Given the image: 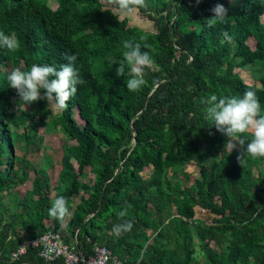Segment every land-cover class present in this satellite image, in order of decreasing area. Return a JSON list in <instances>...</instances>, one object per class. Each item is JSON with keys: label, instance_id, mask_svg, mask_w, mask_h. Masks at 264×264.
I'll use <instances>...</instances> for the list:
<instances>
[{"label": "trees", "instance_id": "obj_1", "mask_svg": "<svg viewBox=\"0 0 264 264\" xmlns=\"http://www.w3.org/2000/svg\"><path fill=\"white\" fill-rule=\"evenodd\" d=\"M216 3L229 13L224 23L209 26ZM145 4L139 13L155 33L128 26L109 0H0V31L15 32L20 40L15 52L0 48V197L13 189L16 178L19 183L27 178L25 171L19 177L14 170L16 129L22 127L29 142L28 132L37 134L44 125L35 108L14 116L13 99L23 102L9 87L8 74L34 64L59 69L75 54L84 81L51 119L71 142L61 153L58 192L50 198L45 171H34L31 189L15 199L12 213L0 204V264H46L33 250L16 261L10 253L21 241L20 232L25 239L47 229L60 232L64 220L49 216V209L59 196L69 207L81 190L65 241L76 234L84 257L93 243L106 246L124 264H197V249L203 264H264V157L243 154L249 132L238 163L239 148L224 151L228 138L204 119L201 103L212 95L253 90L264 114V0ZM125 41L140 43L153 60L137 92L126 88L127 68L116 75ZM236 68L258 72L259 86L246 84ZM188 165L195 166L197 176L186 187L180 174ZM147 167L151 174L143 178ZM89 176L90 182H83ZM124 207L127 216L121 220ZM195 207L213 215L210 225L194 222ZM127 220L131 231L116 236L113 226Z\"/></svg>", "mask_w": 264, "mask_h": 264}, {"label": "clouds", "instance_id": "obj_2", "mask_svg": "<svg viewBox=\"0 0 264 264\" xmlns=\"http://www.w3.org/2000/svg\"><path fill=\"white\" fill-rule=\"evenodd\" d=\"M201 0H196L199 5ZM116 13L135 19L141 8H145V0H109ZM234 5L236 0H229ZM212 16L209 18V26L214 23H224L229 13V8L222 3H216L210 9ZM126 51L123 60L116 69V75L123 76L128 70L129 79L126 88L130 92H137L145 84V69H151L153 60L148 51H141V44L133 41H125L123 45ZM0 48L9 52H15L20 48V40L15 32L5 33L0 31ZM67 63L59 69L53 65H32L29 70L17 67L8 74L9 87L16 90L23 104L30 105L44 100L54 110H64L67 102L77 92V86L84 83L75 67L77 55L65 57ZM204 107V119L214 125L216 131L222 133L228 139L224 145V151L232 153L239 148L240 154L237 161L242 165V155L250 157H264V114H261V105L257 94L248 90L242 96L217 97L212 95L201 101ZM252 134V139L247 141L246 133ZM211 134V133H210ZM247 141V143H246ZM242 154L240 149L244 147ZM70 215L67 201L63 196L57 197L49 209V216L63 221ZM127 216V207L122 208L119 218L124 220ZM133 224L130 220L113 226V233L119 236L122 232L131 231Z\"/></svg>", "mask_w": 264, "mask_h": 264}, {"label": "rangeland", "instance_id": "obj_3", "mask_svg": "<svg viewBox=\"0 0 264 264\" xmlns=\"http://www.w3.org/2000/svg\"><path fill=\"white\" fill-rule=\"evenodd\" d=\"M49 7L54 9L56 7V2H49ZM113 13L117 15L119 19L126 18L128 26L138 27L146 33H155L153 23L150 20L144 18L140 13H138L137 18L131 20L122 14L116 13L115 10H113ZM261 20L264 22V15L261 17ZM247 45L251 49H253L255 41L250 38L247 41ZM19 68L24 70L23 66H19ZM235 72L239 74V76L246 84L259 86V83L254 77L255 74L258 75V72L251 70H241L240 68H236ZM12 103L13 105L11 110L14 116H19L20 110H31L35 108L39 111L40 117L44 120V125L38 128L37 134L33 131L28 132V135L30 136L29 142H26L24 137H22L24 135V129L22 127L16 129V134L18 137L15 139L13 148V156L15 157L14 170L19 173V177L22 176V171H25L27 178L24 182L21 183H19V179L16 178L13 189L7 194L4 193L1 195L0 204H3L7 208L9 213H12L15 205V199L24 197L25 194L31 189V181L35 176L34 171H45L50 184L49 196L50 198L54 197L55 193L59 190L58 175L60 171L61 153L64 146L71 143L70 141H66L61 131L53 127L51 119L54 116H58L60 112L58 110L52 109L51 106H48L46 101L41 100L30 105H24L23 103L18 104L15 99H13ZM76 119L78 120V117ZM39 136L43 137V141L40 144L38 140ZM71 162L76 168L77 160L72 159ZM260 168L262 171H264V163L260 165ZM1 169L3 170L4 167H2ZM194 170L197 169L186 166L184 168L183 174H180V179H183L184 186L188 187L192 183L193 179L197 176L196 171ZM149 172L150 167L145 168L142 172V176L146 177L147 175H149ZM90 180L91 177L89 176L83 182L88 183L90 182ZM82 195L83 191L81 190L78 194L73 196V204L68 207L70 215L66 216L64 222L62 223L64 229H66V224L71 217L72 209L79 202L80 196ZM195 216H201L197 208L195 209ZM135 259L137 260L138 258L135 257ZM196 260L197 264L204 263V260L199 254L198 249L196 252Z\"/></svg>", "mask_w": 264, "mask_h": 264}, {"label": "built area", "instance_id": "obj_4", "mask_svg": "<svg viewBox=\"0 0 264 264\" xmlns=\"http://www.w3.org/2000/svg\"><path fill=\"white\" fill-rule=\"evenodd\" d=\"M196 208L199 210L201 216H194V222L201 220L205 224L210 225L213 215L199 207H195L194 211ZM63 227L62 225L60 232L47 229L41 235L31 239H25V234L20 232L21 241L11 251L10 260L16 261L25 255L28 250H33L36 256L46 264H124L122 261L114 258L106 246H99L93 243H89L90 254L84 257L77 249L76 234L69 242H66L62 233Z\"/></svg>", "mask_w": 264, "mask_h": 264}, {"label": "crops", "instance_id": "obj_5", "mask_svg": "<svg viewBox=\"0 0 264 264\" xmlns=\"http://www.w3.org/2000/svg\"><path fill=\"white\" fill-rule=\"evenodd\" d=\"M188 167H193L194 169H196L195 166H193V165H188ZM147 168H149V167H147ZM194 171H196V170H194ZM150 174H151V168H150L149 175H150ZM149 175H147L146 177H143V176H142V173H141V176H142L143 178H147ZM72 211H73V209H72ZM71 215H72V212H71ZM62 233L64 234V237H65V238L68 236V234H67V232H66V229H63V230H62Z\"/></svg>", "mask_w": 264, "mask_h": 264}]
</instances>
